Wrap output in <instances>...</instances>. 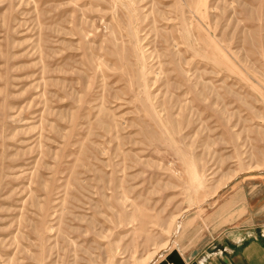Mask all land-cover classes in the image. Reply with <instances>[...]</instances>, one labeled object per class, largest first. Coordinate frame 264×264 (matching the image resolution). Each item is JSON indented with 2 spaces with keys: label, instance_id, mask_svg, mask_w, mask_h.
Wrapping results in <instances>:
<instances>
[{
  "label": "rangeland",
  "instance_id": "obj_1",
  "mask_svg": "<svg viewBox=\"0 0 264 264\" xmlns=\"http://www.w3.org/2000/svg\"><path fill=\"white\" fill-rule=\"evenodd\" d=\"M245 193L264 0H0V264H147Z\"/></svg>",
  "mask_w": 264,
  "mask_h": 264
},
{
  "label": "crops",
  "instance_id": "obj_2",
  "mask_svg": "<svg viewBox=\"0 0 264 264\" xmlns=\"http://www.w3.org/2000/svg\"><path fill=\"white\" fill-rule=\"evenodd\" d=\"M247 201L245 193L234 212L232 208L238 204L229 198L224 203L230 205V211L204 205L184 214L171 239L158 243L167 241L147 264L163 262L170 255L180 264H264V205L254 208ZM219 211H224L223 218L217 220Z\"/></svg>",
  "mask_w": 264,
  "mask_h": 264
},
{
  "label": "water",
  "instance_id": "obj_3",
  "mask_svg": "<svg viewBox=\"0 0 264 264\" xmlns=\"http://www.w3.org/2000/svg\"><path fill=\"white\" fill-rule=\"evenodd\" d=\"M168 262L172 264H180L176 261V259L173 257V255L167 256L163 262H160L159 264H167ZM196 264V263H194Z\"/></svg>",
  "mask_w": 264,
  "mask_h": 264
}]
</instances>
